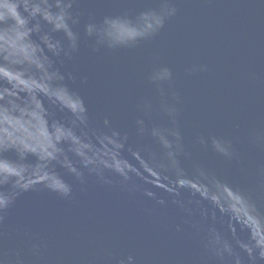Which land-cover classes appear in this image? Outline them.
Wrapping results in <instances>:
<instances>
[{
  "label": "water",
  "instance_id": "95a60500",
  "mask_svg": "<svg viewBox=\"0 0 264 264\" xmlns=\"http://www.w3.org/2000/svg\"><path fill=\"white\" fill-rule=\"evenodd\" d=\"M0 264H264V0H0Z\"/></svg>",
  "mask_w": 264,
  "mask_h": 264
},
{
  "label": "snow or ice",
  "instance_id": "6c2138e0",
  "mask_svg": "<svg viewBox=\"0 0 264 264\" xmlns=\"http://www.w3.org/2000/svg\"><path fill=\"white\" fill-rule=\"evenodd\" d=\"M0 203H2V201H0Z\"/></svg>",
  "mask_w": 264,
  "mask_h": 264
}]
</instances>
